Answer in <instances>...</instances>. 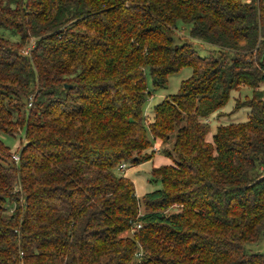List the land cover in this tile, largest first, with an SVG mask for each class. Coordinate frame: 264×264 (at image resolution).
Here are the masks:
<instances>
[{
	"label": "trees",
	"instance_id": "obj_1",
	"mask_svg": "<svg viewBox=\"0 0 264 264\" xmlns=\"http://www.w3.org/2000/svg\"><path fill=\"white\" fill-rule=\"evenodd\" d=\"M242 87L248 120L209 141ZM158 142L172 164L139 199L120 166ZM262 238L264 0H0V264H264Z\"/></svg>",
	"mask_w": 264,
	"mask_h": 264
},
{
	"label": "rangeland",
	"instance_id": "obj_2",
	"mask_svg": "<svg viewBox=\"0 0 264 264\" xmlns=\"http://www.w3.org/2000/svg\"><path fill=\"white\" fill-rule=\"evenodd\" d=\"M190 31L191 26L183 25L181 23L178 24L177 37L181 38L179 39L180 43H191L201 57H208L211 53H214L216 51L215 47L192 39L190 36ZM192 74L193 71L191 68H184L179 73H176L169 78V83L165 88L153 91L152 97L149 99L145 106V114L152 117L154 106L162 102L166 97L176 94L180 89L181 83L189 79ZM147 82L149 90H153L152 80L150 76H148ZM251 96L252 90L248 87H242L239 91H235L232 93L227 106L221 110L222 118H218V114L212 117V133L208 137L209 141L212 140V137L216 133L217 127L220 124L239 123L248 120L250 113L249 108H243L236 113L232 112L237 102H244L247 97ZM1 138L3 139L5 144L11 148V152L15 154L21 147V144L24 142L25 135L24 133H22L21 137L17 138H11L9 136L2 135ZM159 144V142L154 143L156 151L159 150ZM169 164H172V161L158 152L155 153L153 159L144 163L138 165H132L129 163L126 171L120 173L134 182L136 186L137 196L139 199H141L147 193L157 191L161 188L160 182L153 181V176L151 173L152 169ZM248 250L254 253L264 252V238H262V240L257 244L248 246Z\"/></svg>",
	"mask_w": 264,
	"mask_h": 264
},
{
	"label": "built area",
	"instance_id": "obj_3",
	"mask_svg": "<svg viewBox=\"0 0 264 264\" xmlns=\"http://www.w3.org/2000/svg\"><path fill=\"white\" fill-rule=\"evenodd\" d=\"M33 48V42L30 44V46H29V48L25 51V54L26 55H29L30 54V52H31V49ZM12 159H13V161H15V162H19V160H20V156H19V154H14L13 156H12ZM126 169H127V164H122L121 166H120V171H122V172H124V171H126Z\"/></svg>",
	"mask_w": 264,
	"mask_h": 264
},
{
	"label": "crops",
	"instance_id": "obj_4",
	"mask_svg": "<svg viewBox=\"0 0 264 264\" xmlns=\"http://www.w3.org/2000/svg\"><path fill=\"white\" fill-rule=\"evenodd\" d=\"M158 152V151H157Z\"/></svg>",
	"mask_w": 264,
	"mask_h": 264
}]
</instances>
